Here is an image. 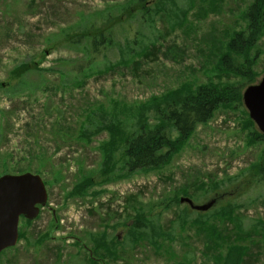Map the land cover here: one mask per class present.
Instances as JSON below:
<instances>
[{
  "label": "rangeland",
  "instance_id": "374dc122",
  "mask_svg": "<svg viewBox=\"0 0 264 264\" xmlns=\"http://www.w3.org/2000/svg\"><path fill=\"white\" fill-rule=\"evenodd\" d=\"M252 3L0 0V177L41 176L57 210L21 218L0 264H225L238 249L235 264H264V141L245 106L219 108L162 168L131 171L126 153L140 115L156 123L154 106L178 90L243 96L262 80L264 36L247 75L230 49ZM96 30L107 40L93 53L84 34ZM25 65L34 68L19 79ZM185 197L213 210L193 212ZM229 206L235 219L218 218ZM136 220L160 240L135 241Z\"/></svg>",
  "mask_w": 264,
  "mask_h": 264
},
{
  "label": "trees",
  "instance_id": "16d2710c",
  "mask_svg": "<svg viewBox=\"0 0 264 264\" xmlns=\"http://www.w3.org/2000/svg\"><path fill=\"white\" fill-rule=\"evenodd\" d=\"M146 2L147 0H137L141 7ZM246 19L248 22L247 28L240 33H236L230 42V49L238 56L241 55L246 59L244 64H240V66L237 64L236 70H239L242 75H247V71L253 67L254 64L250 62L254 61L250 53L264 36V0H253L246 12ZM87 35H93V53L101 51L105 44V34L96 30L84 34V36ZM84 36L82 34L79 39ZM225 57L221 60L222 64L227 61V56ZM32 68L34 66H22L16 76L20 79ZM236 106L242 107L244 104L242 91L235 86H202L195 93L185 92L184 89L178 90L174 95L154 106L156 108L155 115H158L156 123L151 124L150 117L146 113L140 115V123L135 131V136H130L126 145L130 170L150 171L166 166L171 162L175 153L192 137L199 125L209 123L219 108H236ZM173 132L177 133V138L173 137ZM251 135L255 141H264V136L260 132L254 131ZM258 173L260 178L264 180V154L263 162L258 167ZM236 207L221 208L217 213L218 218L234 220ZM210 212L211 210L203 214ZM211 215H214V213H211ZM202 220V218H198V221ZM132 226L134 233L131 236L135 241L144 240L156 244L160 240L155 228L149 230L148 224L143 223L141 220H136L135 225L132 224ZM257 226L264 229L263 222L259 221ZM98 247H102V244H99ZM242 252L243 249L230 252L226 256L225 264H235V258L240 256ZM90 261L92 262L93 259H90Z\"/></svg>",
  "mask_w": 264,
  "mask_h": 264
},
{
  "label": "water",
  "instance_id": "95a60500",
  "mask_svg": "<svg viewBox=\"0 0 264 264\" xmlns=\"http://www.w3.org/2000/svg\"><path fill=\"white\" fill-rule=\"evenodd\" d=\"M242 98L251 120L264 136V76L258 84L249 86ZM181 203L199 213L208 212L215 204L199 205L187 197ZM47 204L48 193L41 176L24 173L0 177V255L18 244L20 218L35 220Z\"/></svg>",
  "mask_w": 264,
  "mask_h": 264
},
{
  "label": "flooded vegetation",
  "instance_id": "af4514ba",
  "mask_svg": "<svg viewBox=\"0 0 264 264\" xmlns=\"http://www.w3.org/2000/svg\"><path fill=\"white\" fill-rule=\"evenodd\" d=\"M45 209H48L52 214H53V216L56 218V216H57V210L55 209V208H52L51 206H50V203L48 202V205H47V207L46 208H44L43 210H45ZM42 210V209H41ZM22 219H24V218H22ZM58 219V218H57ZM25 220V219H24ZM59 227H60V224H59V221H58V223L56 222V229H59ZM83 245V244H82ZM84 248H86V246L84 245L83 246ZM91 256V258L93 259V260H96V258L93 256V255H90ZM101 262L103 263V264H105L102 260H101Z\"/></svg>",
  "mask_w": 264,
  "mask_h": 264
}]
</instances>
